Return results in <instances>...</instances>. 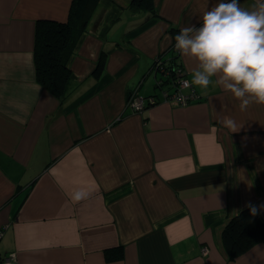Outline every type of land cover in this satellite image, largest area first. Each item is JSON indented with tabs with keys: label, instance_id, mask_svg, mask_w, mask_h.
Returning <instances> with one entry per match:
<instances>
[{
	"label": "crops",
	"instance_id": "crops-1",
	"mask_svg": "<svg viewBox=\"0 0 264 264\" xmlns=\"http://www.w3.org/2000/svg\"><path fill=\"white\" fill-rule=\"evenodd\" d=\"M98 0L63 100L36 78L38 20L73 0H0V256L8 264H264V237L230 259L229 220L264 203V105L240 109L211 77L187 105L157 85L171 27L198 29L222 0ZM264 0H239L252 11ZM230 2V0H223ZM190 35H195L191 33ZM191 83L199 61L178 58ZM99 65L100 72L93 70ZM153 95L142 109L132 100ZM230 116L231 132L219 120ZM77 193L82 200L71 198ZM264 221V211L259 212ZM122 245L121 259L105 249Z\"/></svg>",
	"mask_w": 264,
	"mask_h": 264
},
{
	"label": "clouds",
	"instance_id": "clouds-1",
	"mask_svg": "<svg viewBox=\"0 0 264 264\" xmlns=\"http://www.w3.org/2000/svg\"><path fill=\"white\" fill-rule=\"evenodd\" d=\"M252 8H241L239 0H222L203 14L201 27H184L175 36V48L181 55L199 61V68L191 73V84L206 90L211 77L222 72L217 83L240 101L242 111L252 104L264 105V3ZM219 123L237 132L238 125L230 116ZM71 199L79 202L82 194ZM245 207L252 216L264 211V203L249 202Z\"/></svg>",
	"mask_w": 264,
	"mask_h": 264
},
{
	"label": "trees",
	"instance_id": "trees-1",
	"mask_svg": "<svg viewBox=\"0 0 264 264\" xmlns=\"http://www.w3.org/2000/svg\"><path fill=\"white\" fill-rule=\"evenodd\" d=\"M97 1L73 0L66 21L47 19L37 21L34 48L36 78L41 85L60 100L65 98L73 86L70 60L86 29L89 18L88 8L95 5ZM130 7L133 10L145 8L149 18L157 15L154 0H132ZM170 31L174 35L172 46L156 56L151 64L152 71L162 73L157 85L164 87L168 93L176 90L180 79L184 77V74L180 72L183 65L178 61L180 52L175 48V36L180 31L174 27H171ZM99 72L98 65L93 73L97 75ZM151 99L154 100L155 97L153 95L147 96L144 105L148 104ZM263 237L264 221L259 214L252 216L247 207L235 214L223 231V242L230 259H234L247 251ZM123 254L122 245L117 248L105 249L107 260L121 259Z\"/></svg>",
	"mask_w": 264,
	"mask_h": 264
},
{
	"label": "built area",
	"instance_id": "built-area-1",
	"mask_svg": "<svg viewBox=\"0 0 264 264\" xmlns=\"http://www.w3.org/2000/svg\"><path fill=\"white\" fill-rule=\"evenodd\" d=\"M182 74H184V69L180 70ZM166 95L169 97L174 98L179 102L180 105H187L191 103L194 100L199 99L198 92L192 87L191 83L185 78L182 77L180 79V82L178 84V88L170 93L167 91ZM150 101H153L152 99ZM132 104L136 109H142L144 105V99L138 98L137 100H132ZM14 253L6 254L3 256H0V264H8L10 260L12 259Z\"/></svg>",
	"mask_w": 264,
	"mask_h": 264
}]
</instances>
